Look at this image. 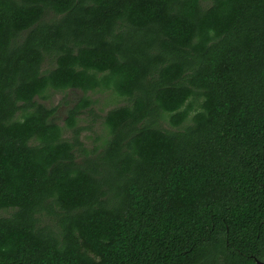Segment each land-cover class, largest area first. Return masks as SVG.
Returning <instances> with one entry per match:
<instances>
[{"label":"trees","instance_id":"obj_1","mask_svg":"<svg viewBox=\"0 0 264 264\" xmlns=\"http://www.w3.org/2000/svg\"><path fill=\"white\" fill-rule=\"evenodd\" d=\"M66 91L127 103L95 158ZM0 212V264L264 262V0H0Z\"/></svg>","mask_w":264,"mask_h":264},{"label":"rangeland","instance_id":"obj_2","mask_svg":"<svg viewBox=\"0 0 264 264\" xmlns=\"http://www.w3.org/2000/svg\"><path fill=\"white\" fill-rule=\"evenodd\" d=\"M203 4L209 6L211 5V0H203ZM51 17H53L52 14ZM53 65L54 63L48 60L44 64L43 69H50ZM85 95L88 96L94 104L92 108L79 116L77 126L74 129L66 128V122L69 118L70 109L76 106L84 96L81 91L54 92L50 99L44 103L48 107H57L58 110L54 122L62 128H65L66 132L64 138L73 139L76 136V132H78L80 140L84 143L85 148L89 150L88 155L95 158L99 155L102 142L109 137L104 125V118L107 112L114 108L125 106L127 103L124 99L115 97L109 92H89ZM162 126L165 127L167 125L165 122H162ZM82 152L83 149L78 153V155H80V161L86 157L81 154ZM7 215L8 213L0 212V216ZM47 224L52 227L56 226L55 220L52 217L43 220L42 225Z\"/></svg>","mask_w":264,"mask_h":264},{"label":"water","instance_id":"obj_3","mask_svg":"<svg viewBox=\"0 0 264 264\" xmlns=\"http://www.w3.org/2000/svg\"><path fill=\"white\" fill-rule=\"evenodd\" d=\"M258 264H264V262H260V261H258Z\"/></svg>","mask_w":264,"mask_h":264}]
</instances>
